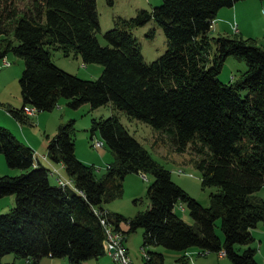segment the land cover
Instances as JSON below:
<instances>
[{"label": "trees", "instance_id": "trees-1", "mask_svg": "<svg viewBox=\"0 0 264 264\" xmlns=\"http://www.w3.org/2000/svg\"><path fill=\"white\" fill-rule=\"evenodd\" d=\"M238 1L163 0L152 10L116 19L103 46L97 38V0H0V58L13 52L25 64L19 79L22 107L8 108L20 124L30 120L26 107L52 111L61 98L73 108L111 103L130 118L164 131L177 151L191 146L206 153L196 161L202 186L217 188L210 205L202 206L130 134L118 114L92 121V137L99 132V141L115 155L102 175L78 158L74 120L58 126L46 157L63 164L67 177L57 175L70 181L66 185L37 161L30 145L0 125V153L10 168L22 171L0 176V198L15 197L14 208L0 214V264L8 254L26 264H40L44 257L66 258L67 264L98 259L108 254L106 226L121 233L131 260L124 241L143 229L141 264L143 249L155 262L163 259L148 248L152 245L184 253L176 262L197 247L223 252L232 264H259L250 245L253 229L264 225V199L255 195L264 186V46L242 36L210 35L219 11ZM106 2L113 5L115 0ZM152 19L162 26L168 48L146 62L132 30ZM52 49L79 56L85 64H102V74L95 80L71 74L53 62ZM229 56L245 60L247 70L226 84L218 76ZM129 173L154 177L147 191L150 207L130 218L104 206L123 196ZM179 204L188 207L193 224L176 213ZM218 221L223 238L216 231ZM238 244L249 247L239 253Z\"/></svg>", "mask_w": 264, "mask_h": 264}, {"label": "rangeland", "instance_id": "rangeland-1", "mask_svg": "<svg viewBox=\"0 0 264 264\" xmlns=\"http://www.w3.org/2000/svg\"><path fill=\"white\" fill-rule=\"evenodd\" d=\"M162 2L163 0H115L113 5H108L106 0H97V10L100 22V30L97 32L99 42L103 46L108 44L104 34L106 31L114 27L116 19L120 17H133L140 9L152 10ZM24 3L21 1L19 3L22 9H25ZM237 3L239 4V17L241 19L239 22L240 31L244 38L254 39L257 45L264 46V0H240ZM227 8L228 7H224L222 9L225 10ZM19 13L22 15L24 14V11H20ZM221 23L222 21H218L213 27H216ZM151 30L154 31L152 37L148 36ZM211 30V35L214 37L230 35L241 36V34H237L238 29L234 30L235 33L233 32V34L231 33L232 30L230 31L229 29L226 31H214L212 28ZM132 33L141 44L142 54L146 62H152L158 59L168 48V42L163 28L155 19H152L144 26L134 28ZM221 33L225 35H219ZM2 38L3 37L0 36V41ZM51 54L53 62L58 67L71 74L77 75L82 79L95 80L102 74L104 68L102 64L98 63L85 64L79 56L76 57L71 55L66 57L60 50L52 49ZM5 58L6 60L4 57L0 58L1 122L3 117H5L3 115L10 116L14 120V123H16L17 127L21 130L20 132L16 128L13 129L18 137L11 131L10 132L17 139L28 145H30L31 142L37 157H42L44 153L46 154L49 141L57 133L58 126L73 119L75 126L74 139L78 158L87 160V164H94L97 169L100 168L98 175H102L107 171L108 163L114 162L115 155L107 145H103V147L99 148L93 146L96 139L99 141L103 140V138L99 132L95 133L92 137V121L93 119L108 118L113 114H118L121 122L126 126L130 134L147 148L157 162L172 172V179L175 183L181 186L202 206L208 207L210 205V194L216 192L217 188H204L202 186L201 171L196 163L198 159L206 157V153H197L191 148V146L184 151H177L165 135L166 133L164 131L158 130L141 120L130 118L125 112L115 110L111 103H107L95 109H93L89 103H84L77 108H73L68 105L67 99L61 98L58 106L52 111L33 112L32 114L35 116H30L29 122L24 123L21 128L19 121L9 114L8 108L14 107L20 109L22 107L23 100L19 79L22 75L25 64L23 58L16 56L13 52H9ZM246 70L247 64L245 60L236 58L235 56H229L218 77L221 82L228 84L231 82L233 76L238 77ZM246 93V91L241 92L242 95H245ZM36 115H41L39 120ZM0 125L5 127L2 124ZM7 170L15 171L12 172L13 174L15 173V175L5 173ZM21 172L22 171L19 169L10 168L5 160V156L0 153V176H17L21 174ZM153 180L154 177L150 173L127 174L123 182V196L106 203L104 205L105 209L109 212L119 213L129 218L135 216L138 212L145 211L150 207V200L147 191ZM51 181L55 183L53 177H51ZM255 195L264 199V186L257 191ZM9 197L10 196L2 197L4 199L0 198L2 199L0 201H8ZM13 204V207H10L8 202L7 204L4 202V209L0 214H6L14 208L15 197ZM1 205L2 202H0V206ZM175 211L185 222L189 224L194 223L190 216L189 209L185 204L177 205ZM219 225L220 222L218 221L216 231L218 235L223 238V232ZM121 226L128 229L127 224L125 223H122ZM253 231H255L253 234V243L255 244L251 243L250 246L257 250V257L261 259L260 257H264V245L261 246L262 243L264 244L263 223H259ZM124 244L129 249L131 256L138 259V257L141 256L143 229L140 228L136 232L130 233L128 239L124 241ZM246 247L249 246L238 244L236 245V251L241 253ZM148 248L153 252H157V250H155L156 247L153 245L148 246ZM163 250L172 254L166 255V262L169 264H177V256H182L184 254L178 251ZM190 250L191 251L185 252V257H192L189 264H232L227 256H222V254L217 251H212L202 256L198 254V252H201L200 248L193 247L190 248ZM107 252L110 253L109 251ZM144 252L149 255L145 250ZM106 257L112 261V264H116L108 254H106ZM64 259L44 257L42 259V264H50L51 261H55L57 264H63V262L66 264L68 260L66 258ZM93 261H95L94 258L85 261L84 264H90ZM1 264L26 263L25 260L17 258L14 254H8L2 259ZM145 264L160 263L155 262L153 259L149 260L148 258L145 259ZM183 264H186L185 259L183 260Z\"/></svg>", "mask_w": 264, "mask_h": 264}, {"label": "crops", "instance_id": "crops-1", "mask_svg": "<svg viewBox=\"0 0 264 264\" xmlns=\"http://www.w3.org/2000/svg\"><path fill=\"white\" fill-rule=\"evenodd\" d=\"M219 14H220V16H219ZM218 18H216V22L214 23V24H216L218 21H222V23L221 24H218L216 27L214 26V27H212L213 28V30L215 31V30H224V31H226L227 29H229L230 31L232 30V34H233V32L235 33V31H234V29H233V23L235 22L236 24H237V26H238V32H237V34H241V36L244 38V36H243V34L241 33V31H240V25H239V22H240V17H239V4L238 3H235L232 7H228L227 9H225V10H223V9H221L220 11H219V13H218ZM234 20H236V21H234ZM212 31V30H211ZM227 33V32H226ZM210 35H211V32H210ZM219 35H225V34H219ZM213 36V35H212ZM231 36V35H230ZM14 108V107H13ZM10 114V113H9ZM11 115V114H10ZM1 116L2 115H0V124H2V125H4L7 129H9L15 136H17L16 135V133L13 131V129H17L18 131H20L21 132V130L19 129V127H17V125H16V123H14V120L10 117V116H8V115H3V116H5V117H3V119H2V122H1ZM33 116H35V115H33ZM40 116L41 115H36V117H37V119L39 120L40 119ZM21 125V128L23 127L22 126V124H20ZM18 137V136H17ZM30 142V141H29ZM30 145H31V147H33L32 146V143L30 142ZM33 149H34V147H33ZM46 155H47V152H46V154L44 153L43 155H42V158L40 157V156H38L37 158V161H39V162H41V163H43L45 166H47V167H49V168H51V169H56L57 170V173H60L63 177H67V175H66V173H65V168H64V166H63V164H55L54 162H52L51 160H49L48 159V157H46ZM44 158V159H43ZM42 159V160H41ZM46 159V160H45ZM81 159V161H84L85 163H87L86 161L87 160H84L83 158H80ZM37 161H35V163L37 164ZM45 161H47V162H45ZM109 164H111V163H108V165ZM12 172H15V171H9V170H7L5 173H7V174H11V175H15V173L13 174ZM104 174V173H103ZM55 180V179H54ZM2 199H4V198H2ZM2 199H0V200H2ZM0 202H2V205L0 206V212H2L3 211V209H4V207H3V204H4V202L7 204V202L9 203V205H10V207H13V203H14V197H13V195H11L10 197H9V199H8V201H0ZM259 225V224H258ZM257 225V226H258ZM256 228V227H255ZM126 229V228H125ZM253 232V234H254V232L255 231H252ZM128 239V237L126 238V240ZM253 244H255V243H253ZM264 244L262 243L261 244V246H263ZM155 250H157V252H159V253H162V255H163V259L162 260H160L159 258H158V261L157 262H159L160 263V261H162L164 264H169V263H167L166 261H167V258H166V255H172L171 253H167V252H165L163 249H161V248H158V247H156L155 248ZM128 251H129V249H128ZM189 251H191V250H189ZM108 253V252H107ZM129 253H130V251H129ZM261 253V252H260ZM108 255L111 257V255H110V253H108ZM178 258H180L181 256H177ZM112 258V257H111ZM177 258V259H178ZM257 258V260H258V262H259V264H264V257H260L261 259H259L258 257H256ZM113 259V258H112ZM132 260L134 261V262H136V263H138V264H141L142 263V257L141 256H139L138 257V259H135V258H133L132 257ZM42 261L43 260H41V263L40 264H42ZM93 264H112V261L108 258V257H106V254L104 255V256H102V257H100V258H98V259H95V261H93L92 262ZM92 263H90V264H92ZM50 264H57L55 261H51L50 262ZM63 264H65L64 262H63ZM67 264V263H66Z\"/></svg>", "mask_w": 264, "mask_h": 264}, {"label": "built area", "instance_id": "built-area-1", "mask_svg": "<svg viewBox=\"0 0 264 264\" xmlns=\"http://www.w3.org/2000/svg\"><path fill=\"white\" fill-rule=\"evenodd\" d=\"M215 20L212 22V27L214 25ZM233 29L237 30L238 26L236 23L233 24ZM6 60V58H4ZM5 64V61H4ZM24 112L27 115L33 116L32 114V108L31 109H24ZM93 146L95 148H99L102 147L97 140H95V144H93ZM100 168L97 169L95 168V172H99ZM53 173L55 175H57V170L56 169H52ZM57 177H59L57 175ZM58 183L61 185H66V184H70L69 180H65L61 177L58 178ZM105 222H103L104 224ZM106 234H107V239L105 240V245L106 247H109L110 249V255L116 260L118 261L119 264H135L132 262V260L130 259V256L128 255V253L126 252L125 249H122V235L121 233H110L108 231V226H106ZM199 255L204 256L205 254H202L201 252H198ZM142 255L144 257V259H147V254L144 252V249L142 250ZM225 256V255H222ZM190 260H192V257H186L185 261L186 264L190 263ZM145 264V262L143 263ZM177 264H183V261L181 262H177Z\"/></svg>", "mask_w": 264, "mask_h": 264}, {"label": "bare ground", "instance_id": "bare-ground-1", "mask_svg": "<svg viewBox=\"0 0 264 264\" xmlns=\"http://www.w3.org/2000/svg\"><path fill=\"white\" fill-rule=\"evenodd\" d=\"M25 109H31V108L26 107ZM35 111H36V110L32 108V113L35 112ZM96 140H97V139H96ZM97 142L103 147L104 142H102V141H97ZM41 160H42V159H41ZM39 161H40V160H39ZM108 231H109V230H108ZM109 232H110V231H109ZM110 233H112V232H110ZM113 233H114V232H113ZM122 242H123V241H122ZM105 247H106V245H105ZM122 249H124L123 246H122ZM106 250L110 252L109 247H106ZM107 251H106V252H107ZM201 253H202V254H207V252H205V251H201ZM221 254L224 255L223 252H221ZM148 258H149V260H152V259H150L151 257H150L149 255H147V259H148ZM149 262H150V261H149Z\"/></svg>", "mask_w": 264, "mask_h": 264}]
</instances>
